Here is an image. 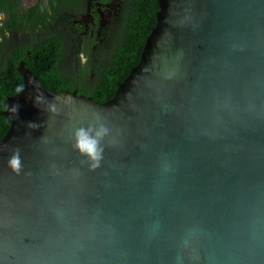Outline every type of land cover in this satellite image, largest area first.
Wrapping results in <instances>:
<instances>
[{
  "label": "water",
  "instance_id": "obj_1",
  "mask_svg": "<svg viewBox=\"0 0 264 264\" xmlns=\"http://www.w3.org/2000/svg\"><path fill=\"white\" fill-rule=\"evenodd\" d=\"M158 3L106 103L21 65L0 139V264H264V0ZM82 128L107 129L98 167L75 146Z\"/></svg>",
  "mask_w": 264,
  "mask_h": 264
},
{
  "label": "trees",
  "instance_id": "obj_2",
  "mask_svg": "<svg viewBox=\"0 0 264 264\" xmlns=\"http://www.w3.org/2000/svg\"><path fill=\"white\" fill-rule=\"evenodd\" d=\"M97 1L106 4L105 16L95 15L90 24L84 21L88 0L42 1L23 17L13 0L1 2L0 11L8 12L11 25L22 28L24 23L31 33L26 43L15 44L22 32L9 29L7 34L0 26V139L10 126L3 114L7 99L23 86L21 65L50 91L103 104L139 64L156 25L159 0Z\"/></svg>",
  "mask_w": 264,
  "mask_h": 264
},
{
  "label": "flooded vegetation",
  "instance_id": "obj_3",
  "mask_svg": "<svg viewBox=\"0 0 264 264\" xmlns=\"http://www.w3.org/2000/svg\"><path fill=\"white\" fill-rule=\"evenodd\" d=\"M3 0H0V4ZM8 1V0H5ZM19 8L22 9V17L24 13H28L30 10H32V8H34L35 6H37L38 4H40L42 1L44 2V0H13ZM33 1H35L36 3L33 4ZM49 1V0H47ZM104 8H106V4L103 1H97V0H88V4L86 7V13L84 15V21L87 24L90 23H94V16L98 15L99 17L104 19L105 16V11ZM29 23V22H28ZM0 26H2L3 28H5L7 34L9 33V29L14 31V32H22V37H19L15 44H24L27 42V33H31L26 31L25 29V25L24 23L22 24V28H18V27H14L11 25L10 22V16L8 14L7 11L2 10L0 11ZM88 27V26H87ZM1 30V28H0ZM22 38V40H21Z\"/></svg>",
  "mask_w": 264,
  "mask_h": 264
},
{
  "label": "clouds",
  "instance_id": "obj_4",
  "mask_svg": "<svg viewBox=\"0 0 264 264\" xmlns=\"http://www.w3.org/2000/svg\"><path fill=\"white\" fill-rule=\"evenodd\" d=\"M107 134V129L101 128L95 131L93 134V129H79L76 132V148L78 151L84 155L88 162L93 168L99 166V161L102 158L103 149L100 147L101 139ZM9 166L18 171L20 168L19 153L13 155L9 160Z\"/></svg>",
  "mask_w": 264,
  "mask_h": 264
},
{
  "label": "rangeland",
  "instance_id": "obj_5",
  "mask_svg": "<svg viewBox=\"0 0 264 264\" xmlns=\"http://www.w3.org/2000/svg\"><path fill=\"white\" fill-rule=\"evenodd\" d=\"M45 2H48L47 0H44ZM36 3L35 1H33V4ZM84 58H82V62H84Z\"/></svg>",
  "mask_w": 264,
  "mask_h": 264
}]
</instances>
